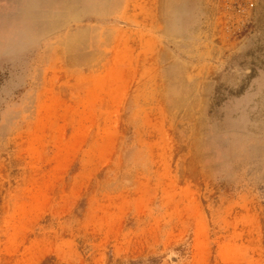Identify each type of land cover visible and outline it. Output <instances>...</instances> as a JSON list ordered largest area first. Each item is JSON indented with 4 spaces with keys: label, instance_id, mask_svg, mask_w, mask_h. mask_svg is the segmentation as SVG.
<instances>
[{
    "label": "rangeland",
    "instance_id": "obj_1",
    "mask_svg": "<svg viewBox=\"0 0 264 264\" xmlns=\"http://www.w3.org/2000/svg\"><path fill=\"white\" fill-rule=\"evenodd\" d=\"M57 1L45 41L0 44V264H264V0L113 18L161 38H130L113 93L82 88Z\"/></svg>",
    "mask_w": 264,
    "mask_h": 264
},
{
    "label": "crops",
    "instance_id": "obj_2",
    "mask_svg": "<svg viewBox=\"0 0 264 264\" xmlns=\"http://www.w3.org/2000/svg\"><path fill=\"white\" fill-rule=\"evenodd\" d=\"M190 1L58 0L57 13L63 16L57 24L60 27L59 39L62 42L59 50L65 51L63 54L65 58L93 59L90 60L89 66L95 65V68L82 72L83 76L80 78L82 88L107 90L112 93L133 89L134 86H131L134 84L133 78L136 77L135 74H140L138 69L134 71V77L131 78L132 73L128 63L114 59H122L128 55L130 38L142 43L146 40L158 42L161 38L156 35L147 37L145 31H132L122 26L109 24V21L116 18L124 21L126 25L154 26L155 31H159L163 25L174 24L168 21L171 15L167 11L186 9V6L179 4ZM10 4V0H0V44L12 41L17 33L15 29L20 26L26 28L25 40L30 42L35 38L38 41H45L47 35L44 32L49 30L46 27L56 26L51 21L44 20L45 13L50 8L49 0H37L36 6L33 0H24V5L21 6L23 8L21 13L24 15L19 18V22L15 21L14 15L11 14L13 12L15 14V8L10 10ZM34 27L38 29V33L34 31ZM44 255V250L38 251L35 259L26 264H38V260H41ZM11 260L5 262H12ZM16 261L17 264L21 262L18 259Z\"/></svg>",
    "mask_w": 264,
    "mask_h": 264
},
{
    "label": "built area",
    "instance_id": "obj_3",
    "mask_svg": "<svg viewBox=\"0 0 264 264\" xmlns=\"http://www.w3.org/2000/svg\"><path fill=\"white\" fill-rule=\"evenodd\" d=\"M253 8H254V5L252 3H249L248 7H246L245 9L248 11H252ZM237 11L240 13V12H243L244 9H240V7H239Z\"/></svg>",
    "mask_w": 264,
    "mask_h": 264
},
{
    "label": "bare ground",
    "instance_id": "obj_4",
    "mask_svg": "<svg viewBox=\"0 0 264 264\" xmlns=\"http://www.w3.org/2000/svg\"><path fill=\"white\" fill-rule=\"evenodd\" d=\"M76 65V64H75Z\"/></svg>",
    "mask_w": 264,
    "mask_h": 264
}]
</instances>
